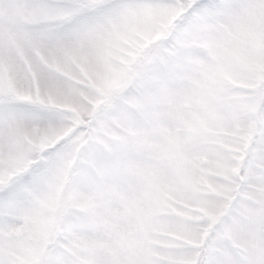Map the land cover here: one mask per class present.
Segmentation results:
<instances>
[{"label":"snow or ice","instance_id":"obj_1","mask_svg":"<svg viewBox=\"0 0 264 264\" xmlns=\"http://www.w3.org/2000/svg\"><path fill=\"white\" fill-rule=\"evenodd\" d=\"M0 264H264V0H0Z\"/></svg>","mask_w":264,"mask_h":264}]
</instances>
